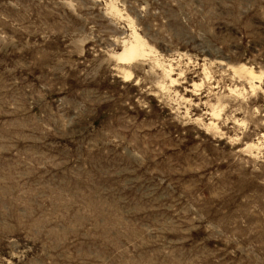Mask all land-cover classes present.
Instances as JSON below:
<instances>
[{
	"label": "rangeland",
	"instance_id": "374dc122",
	"mask_svg": "<svg viewBox=\"0 0 264 264\" xmlns=\"http://www.w3.org/2000/svg\"><path fill=\"white\" fill-rule=\"evenodd\" d=\"M0 264H264V0H0Z\"/></svg>",
	"mask_w": 264,
	"mask_h": 264
},
{
	"label": "bare ground",
	"instance_id": "6f19581e",
	"mask_svg": "<svg viewBox=\"0 0 264 264\" xmlns=\"http://www.w3.org/2000/svg\"><path fill=\"white\" fill-rule=\"evenodd\" d=\"M130 47V46H129ZM136 50H137V46L136 45H134V46H131L128 50H126L125 51V49H124V51H125V54H124V56H127V57H130V56H132L135 52H136ZM137 53V52H136Z\"/></svg>",
	"mask_w": 264,
	"mask_h": 264
}]
</instances>
